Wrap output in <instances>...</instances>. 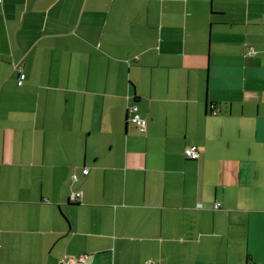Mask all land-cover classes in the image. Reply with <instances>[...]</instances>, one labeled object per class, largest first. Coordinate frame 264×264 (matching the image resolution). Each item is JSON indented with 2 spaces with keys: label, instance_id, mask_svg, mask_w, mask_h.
Instances as JSON below:
<instances>
[{
  "label": "crops",
  "instance_id": "1",
  "mask_svg": "<svg viewBox=\"0 0 264 264\" xmlns=\"http://www.w3.org/2000/svg\"><path fill=\"white\" fill-rule=\"evenodd\" d=\"M82 256L264 264V0H0V264Z\"/></svg>",
  "mask_w": 264,
  "mask_h": 264
},
{
  "label": "built area",
  "instance_id": "2",
  "mask_svg": "<svg viewBox=\"0 0 264 264\" xmlns=\"http://www.w3.org/2000/svg\"><path fill=\"white\" fill-rule=\"evenodd\" d=\"M17 71H18L17 85L21 86L26 77L22 73L21 69H17ZM137 112H138V110H137L136 106H129L127 109V119L129 122H132V124L135 125V127L140 132L145 133L147 121L145 119L141 118V116ZM184 155H185L186 159L196 160L198 158L197 148L195 146H191V147L186 148L184 150ZM73 179H76V176H74ZM80 197H81L80 192L72 193L69 196L68 201L71 203H77L79 201ZM218 208H219V204H215L214 209H218ZM85 258L86 257L82 256L76 260L67 259L65 261V264L85 263Z\"/></svg>",
  "mask_w": 264,
  "mask_h": 264
}]
</instances>
